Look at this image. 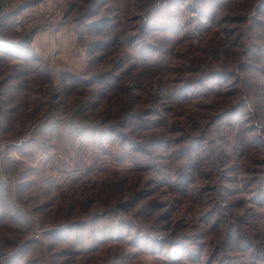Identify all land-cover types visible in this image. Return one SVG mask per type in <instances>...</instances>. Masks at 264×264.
<instances>
[{"label":"rangeland","instance_id":"374dc122","mask_svg":"<svg viewBox=\"0 0 264 264\" xmlns=\"http://www.w3.org/2000/svg\"><path fill=\"white\" fill-rule=\"evenodd\" d=\"M0 264H264V0H0Z\"/></svg>","mask_w":264,"mask_h":264}]
</instances>
